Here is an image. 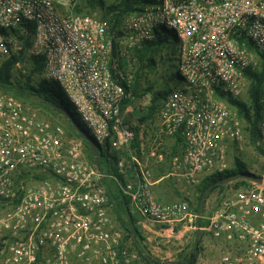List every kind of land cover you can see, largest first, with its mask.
<instances>
[{
    "label": "built area",
    "instance_id": "2783aa9c",
    "mask_svg": "<svg viewBox=\"0 0 264 264\" xmlns=\"http://www.w3.org/2000/svg\"><path fill=\"white\" fill-rule=\"evenodd\" d=\"M83 1L0 0V65L18 57L14 72L26 75L43 56L40 81L60 86L94 141L116 155V171L89 161L82 139L67 145L65 130L26 104L33 97L0 87V200L9 209L0 219V262L129 264L137 255L109 214L117 194L145 230L205 231L233 245L219 264H264V183L223 195L211 214H193L188 199L161 203L153 191L167 159V177L193 188L227 170L230 146L243 149L247 122L229 101L249 99L246 72L262 69L264 0H154L117 24L80 12ZM25 24L34 28L28 47ZM158 30L177 36L184 86L170 90L146 124L154 136L142 143L146 125L125 120L122 108L138 97L135 52ZM258 131L264 142V84Z\"/></svg>",
    "mask_w": 264,
    "mask_h": 264
},
{
    "label": "trees",
    "instance_id": "16d2710c",
    "mask_svg": "<svg viewBox=\"0 0 264 264\" xmlns=\"http://www.w3.org/2000/svg\"><path fill=\"white\" fill-rule=\"evenodd\" d=\"M153 2L154 0H118L113 4L107 5L104 0H84L80 12H87L88 14H93V13H98L99 11L100 14H102L105 18L110 16L115 17L117 24L122 17L130 15L132 13L140 12L148 4ZM24 27L29 33L28 37L25 39L26 47H28L30 45L31 38L33 37L34 28L33 25L31 24L30 25L25 24ZM169 32L170 31L168 30L156 31L155 38L151 41H145L142 47L135 52L136 66H138V75H137L138 79H140L143 72L147 69L152 70L151 68H153V70L156 71L160 63L163 65L167 61V64L170 66V64L173 65V63L176 62L177 49L172 50V48L170 47L171 41L169 37L170 34ZM17 61H19L18 57H13L0 65V87L15 90L16 93H21V94L25 93L36 99H41L46 104L52 106L53 108L62 112L63 114H65L66 112L71 116H73L74 118L75 117L77 118V114L74 111L75 109L71 105V103L69 101L68 103H66L62 98V94L53 91L50 87L49 82L40 81L41 74L43 73L45 66L43 56L33 57L32 65L28 74L26 75L21 74V76L20 75L18 76L14 72L15 64L17 63ZM246 74L248 79L250 80V87H249L250 104H247L242 100H234V99H231L229 102L235 109H237L240 117L242 119H245L246 122H248L249 124L248 130L250 131L251 140L254 144H257V142L260 140L258 124L260 120L261 88L264 84V56H263L262 69L260 71L248 70ZM153 90L154 87L152 85H148L147 88L142 89L138 81L136 82V85L134 87V94L138 97L143 95L145 96L148 93H153L150 106L147 107L146 111L144 112V115H141L139 119V123L141 126L153 123L155 121V117L156 114L158 113V110L160 109L163 101L170 93V90L167 91L162 89L154 92ZM132 102L133 101L131 99L124 100L122 110L130 106ZM76 118H75L76 122L89 134V131L84 127V125L80 124V122ZM73 130L76 139H82L79 133L75 129ZM137 131L139 135L140 129L138 128ZM179 140L181 142V138H179ZM83 143L87 146L88 149L89 146L87 145V143L85 141H83ZM138 144H139V137L138 140L136 141V147H138ZM102 151H103V157L98 162L94 160L92 150L90 152L91 155H89V157L87 156L88 160L99 164L100 167L109 174L115 173L116 169L113 164L117 159L116 155L111 154L107 146L102 148ZM175 151L176 150H174L173 152ZM261 152L264 153L262 149ZM110 161H112L113 166H110L111 165ZM158 169L161 170V166L158 167ZM160 174L164 176L163 171H161ZM241 175H252V174L247 170L246 165H244L240 161H237L233 169H229L224 172L215 173L211 176L206 177L200 185L203 194L200 197L201 198L200 200H202L203 196L206 195L208 191L210 192L215 189H222L229 182V180L234 179L236 177L243 181H238L235 184V188L239 189L242 186H245V188H247L250 185H248L246 183L247 181L244 180H249V179L239 178L238 176ZM126 205H129L128 201H126ZM0 207H2L1 200H0ZM114 212L117 214L116 215L117 221L123 224L122 228L126 235L125 236L126 242L130 240L134 245V247L138 248L139 255L142 258L144 264L168 263V262L160 263L158 261L146 257L143 254V251L140 248V239L143 240L144 238L143 233L141 231L140 226L138 225V219L132 213L126 211L127 218L124 219L119 211L118 212L114 211ZM197 212L198 213L201 212V207L200 210H197ZM203 237L204 234L202 236V239ZM202 239L200 242H202ZM199 250H200L199 248H196L193 253L189 254L186 262L183 263L175 262L172 264H196Z\"/></svg>",
    "mask_w": 264,
    "mask_h": 264
},
{
    "label": "rangeland",
    "instance_id": "374dc122",
    "mask_svg": "<svg viewBox=\"0 0 264 264\" xmlns=\"http://www.w3.org/2000/svg\"><path fill=\"white\" fill-rule=\"evenodd\" d=\"M104 1L107 5H110L117 2L118 0H104ZM98 13L100 14L99 11ZM169 33H170L169 37L171 41L170 47L172 48V50L178 49L179 42L177 41L175 32L173 30H170ZM151 69L152 70L150 69L145 70L141 76L140 87L142 89L147 88L148 85H152L154 87L153 92L162 89L169 91L174 87L184 86V80L178 74V64L176 62H174L173 65L170 64L169 66L166 61V63H164L163 65L160 63L156 71L153 70V68ZM50 87L53 91L62 94L63 100L66 103H68L67 97L61 91V88L58 84L52 82L50 83ZM16 94H18V96L20 97L22 96L21 93H16ZM152 95L153 93H148L145 96L143 95L140 97H136L132 106L134 108L136 107L140 111L141 110L144 111L147 107L150 106ZM25 102L28 106L36 110L40 120L44 122H49L52 126H60L65 130L67 145H69V142L76 139L73 130L75 129L72 124L73 122L65 114L56 110L52 106L46 104L41 99L30 98L27 99ZM244 102L250 104V100L248 98H246V101L244 100ZM76 119L80 122V124H82L78 115ZM248 128H249V124L247 122L245 128L246 138L243 145V149L242 150L238 149L236 145H232L229 147L227 152V160H228L227 170L233 169L235 167L236 162L240 161L244 165H246L247 170L252 175L264 179V153L261 152V149L264 151V142L259 140L257 144H254L251 140V135ZM83 150L86 156L89 157V155H91L90 147H88L87 149V146L85 144L83 145ZM238 181H243V180L237 179L235 181L228 182L222 189H215L210 192L208 191L207 194L203 196L202 200H200L201 199L200 197L203 195L201 186L190 188L181 182H177L167 177L163 181L165 188H161L160 192L162 190L168 189V187L169 188L172 187L173 193L176 192L175 201L188 199L191 203V212L193 214H197L198 213L197 210H200V207H201V211L202 208H204V212H205V211H209V208L212 205L218 206L223 198V195L232 194L237 190L245 189V186H242L239 189L235 188V184ZM244 181H247L246 183L250 186L253 185L254 182H256L254 180H250V181L244 180ZM208 199H210L209 206H208ZM8 210H9L8 208L6 209L4 207H0V218L3 217L6 214V212H8ZM116 215L117 214L114 211L111 213V218L114 223V227L118 230H123L122 228L123 224L117 221ZM178 227L180 228L181 226L179 225ZM142 233L144 238L143 240L140 239V248L143 251V254L146 257L151 258L160 263H165L169 261L180 262V263L186 262L189 254L193 253L192 249L194 247L195 239L197 235L195 231H192V233L187 232V235H189L190 233L189 236H181L182 232L180 233L178 232L177 234L175 235L173 234V236L170 237H169L170 234L168 232H166L165 236H162V232H159L158 235H155L154 233L147 234V232H143V231ZM126 243L130 255L133 254L137 255V258L133 259L129 264H144L142 258L139 255L138 248H135L130 240H128ZM198 248L200 250L198 252V258L196 264H219L222 255L230 251L233 248V245L223 240H216L212 236L207 234L202 239V242H200ZM0 264L2 263L0 262ZM74 264H82V263L78 261L76 258H74Z\"/></svg>",
    "mask_w": 264,
    "mask_h": 264
},
{
    "label": "crops",
    "instance_id": "0c3cea01",
    "mask_svg": "<svg viewBox=\"0 0 264 264\" xmlns=\"http://www.w3.org/2000/svg\"><path fill=\"white\" fill-rule=\"evenodd\" d=\"M134 101L132 102V104L134 103ZM132 104L123 110V116H124L125 120H127V121L134 120L136 123H139V119H140L141 115H144V112L146 111L147 108L144 111H142V110L140 111L136 107L134 108L132 106ZM144 128L145 129H143V131H144L143 134H145V135L144 136L143 135L140 136V142H142V143L144 142V138H149L150 136H154V134H155V131L153 129L149 128L147 125L144 126ZM167 149L170 152H173L174 150H177L178 149V141L176 139L169 138L168 141H167ZM110 162H111L110 166H113L114 164L112 165V161H110ZM168 167H169V159H167L166 163H164L161 166V170L156 168V170L154 171L155 185L153 186V191H154V193L156 194L158 200L161 203H171V202H174L176 200L175 199V197H176L175 193L176 192L173 193L172 187H170V188L168 187V189L162 190L160 192L161 188H165V185H164L163 181L165 180V178H167V175L169 173V168ZM161 171H163V175L164 176H162V174H160ZM114 196H115V199L113 197H111L110 210H109L110 217H111V213L113 211H116V212L119 211L121 216L124 219L127 218L126 211L123 209V207H121L118 204L117 194L116 195L114 194ZM209 202H210V199H208V206H209ZM216 208H217L216 205L210 206L209 211H208L209 214L214 213ZM111 210H112V212H111ZM206 220L207 219L205 217V219L200 220L199 222H197V224L200 225L203 228V227H205V223L207 222ZM140 228H141V231L147 232V234H151V233H154L155 235L159 234V230L157 229V227L148 228L147 230L143 229L142 226ZM190 233H192V231H190ZM190 233H189V235H190ZM197 233H198V231L196 232V234ZM203 234H204V237L207 235V233H205V231H203ZM189 235H187V232H182L181 233V236H189Z\"/></svg>",
    "mask_w": 264,
    "mask_h": 264
},
{
    "label": "water",
    "instance_id": "95a60500",
    "mask_svg": "<svg viewBox=\"0 0 264 264\" xmlns=\"http://www.w3.org/2000/svg\"><path fill=\"white\" fill-rule=\"evenodd\" d=\"M65 115L71 119V121L73 122V126L76 129V131L80 134V136L82 137V139L87 143V145L91 148L92 152H93V156H94V160L96 162H98L102 157H103V151L102 148L94 141V139L91 137L90 134H88L75 120V118L73 116H71L70 114L65 112ZM241 179H249V180H254L260 184L264 183V179L260 178V177H256V176H252V175H241L238 176ZM238 179L237 177L234 179L229 180V182H231L232 180ZM203 236V232L201 230L198 231L197 235H196V239H195V244L194 247L192 249V252L195 251L196 248L199 247L200 245V241L202 239ZM175 262L169 261L166 264H172Z\"/></svg>",
    "mask_w": 264,
    "mask_h": 264
}]
</instances>
